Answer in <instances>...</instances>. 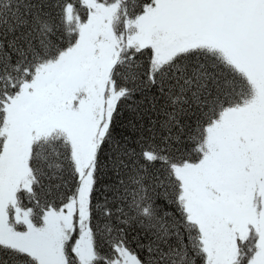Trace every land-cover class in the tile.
<instances>
[{"label":"snow or ice","instance_id":"6c2138e0","mask_svg":"<svg viewBox=\"0 0 264 264\" xmlns=\"http://www.w3.org/2000/svg\"><path fill=\"white\" fill-rule=\"evenodd\" d=\"M0 264H264V0H0Z\"/></svg>","mask_w":264,"mask_h":264}]
</instances>
